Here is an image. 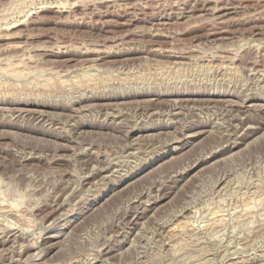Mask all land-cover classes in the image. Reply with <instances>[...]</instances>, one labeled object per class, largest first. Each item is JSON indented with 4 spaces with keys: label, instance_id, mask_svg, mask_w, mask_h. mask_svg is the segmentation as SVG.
<instances>
[{
    "label": "rangeland",
    "instance_id": "rangeland-1",
    "mask_svg": "<svg viewBox=\"0 0 264 264\" xmlns=\"http://www.w3.org/2000/svg\"><path fill=\"white\" fill-rule=\"evenodd\" d=\"M0 66V264H264V0H0Z\"/></svg>",
    "mask_w": 264,
    "mask_h": 264
},
{
    "label": "bare ground",
    "instance_id": "bare-ground-1",
    "mask_svg": "<svg viewBox=\"0 0 264 264\" xmlns=\"http://www.w3.org/2000/svg\"><path fill=\"white\" fill-rule=\"evenodd\" d=\"M78 1V0H77ZM120 1V0H119ZM114 3V2H113ZM69 4V3H68ZM215 4V3H214ZM177 5V4H176ZM66 7V6H65ZM144 7V6H143ZM127 8V7H126ZM184 8V7H183ZM41 11V10H40ZM69 12V11H68ZM35 13V12H34ZM213 13V12H212ZM225 15V14H224ZM29 17V16H28ZM7 19V18H6ZM223 22V21H222ZM9 24V23H8ZM8 24H7V26H8ZM13 24V23H12ZM5 25H6V23H5ZM4 25V26H5ZM10 27V26H9ZM7 29V28H6ZM10 29V28H9ZM163 33V32H162ZM168 50V49H167ZM237 50V49H236ZM93 51V50H92ZM164 52V51H163ZM207 54V53H206ZM262 54V53H261ZM169 55V54H168ZM173 56V55H172ZM26 57V56H25ZM213 59V58H212ZM25 60V59H24ZM204 60V59H203ZM178 61V60H177ZM212 61V60H211ZM11 62V61H10ZM174 62V61H173ZM223 62V61H222ZM7 63V62H6ZM5 63V64H6ZM12 63V62H11ZM10 63V64H11ZM17 63V62H16ZM102 63V62H101ZM140 63V62H139ZM9 64V65H10ZM8 65V66H9ZM217 65V64H216ZM229 65V64H228ZM7 66V65H6ZM26 66V65H25ZM208 66V65H207ZM224 66H226V64L224 65ZM0 67H2V66H0ZM13 67H15V65L13 66ZM17 67V66H16ZM209 67V66H208ZM4 68V67H3ZM9 68V67H8ZM18 68V67H17ZM229 68V67H228ZM196 69V68H195ZM252 69V68H251ZM8 70V69H7ZM14 70V69H13ZM17 70V69H16ZM165 70V69H164ZM211 70V69H210ZM1 71V70H0ZM15 71V70H14ZM9 72H11V70L9 71ZM17 72H18V70H17ZM219 72V71H218ZM3 73V72H2ZM4 73H5V71H4ZM15 73V72H14ZM21 73V72H20ZM8 74V73H7ZM9 74H11V73H9ZM17 74V73H16ZM164 74V73H163ZM169 74V73H168ZM131 75V74H130ZM138 76V75H137ZM179 76V75H178ZM142 77V76H141ZM158 78V77H157ZM138 79V78H137ZM198 79V78H197ZM91 80V79H90ZM168 81V80H167ZM256 81V80H255ZM144 83V82H143ZM198 84V83H197ZM105 85V84H104ZM83 89V88H82ZM146 93V92H145ZM215 111V110H214ZM134 121V120H133ZM227 126V125H226ZM255 126V125H254ZM77 128V127H76ZM198 134V133H197ZM238 186V185H237ZM241 188V187H240ZM235 189V188H234ZM228 191V190H227ZM230 195V194H229ZM251 195V194H250ZM213 198V197H212ZM227 198V197H226ZM259 200V199H258ZM262 200H263V198H262ZM261 200V201H262ZM260 201V202H261ZM251 206V205H250ZM249 206V207H250ZM187 208V207H186ZM254 208V207H253ZM252 208V209H253ZM245 209V208H244ZM185 210V209H184ZM210 210V209H209ZM250 210V209H249ZM194 212V211H193ZM247 213V212H246ZM253 212H251V215H253L252 214ZM215 214V213H214ZM242 214H244V212H242ZM249 214H250V212H249ZM225 215V214H224ZM247 216H248V213H247ZM250 216V215H249ZM176 217V216H175ZM225 218V217H224ZM215 219V218H214ZM219 219V218H218ZM222 219V218H221ZM246 220V219H245ZM238 221V220H237ZM214 222V221H213ZM222 222V221H221ZM190 223V222H189ZM188 223V224H189ZM250 223V222H249ZM187 223H180V224H175L173 227H172V229H171V231L170 232H172L173 234H178V233H180V232H183L184 230H186L188 227H189V225H188ZM216 224V223H215ZM205 226V225H204ZM192 228V227H191ZM262 228V227H261ZM234 229V228H233ZM198 230V229H197ZM220 230V229H219ZM231 231V230H230ZM215 234H217V233H215ZM172 235V234H171ZM188 235V234H187ZM192 235V234H191ZM178 236V235H177ZM219 236V235H218ZM225 236V235H224ZM184 242V241H183ZM55 243V242H54ZM175 244V243H174ZM185 244V243H184ZM145 246V245H144ZM30 247V246H29ZM183 247V246H182ZM22 249V248H21ZM163 249V248H162ZM222 250V249H221ZM187 255V254H186ZM141 256V255H140ZM178 258V257H177ZM189 258V257H188ZM182 261V260H181ZM196 261V260H195ZM175 262V261H174ZM210 263V262H209ZM171 264V263H170ZM193 264V263H192Z\"/></svg>",
    "mask_w": 264,
    "mask_h": 264
}]
</instances>
